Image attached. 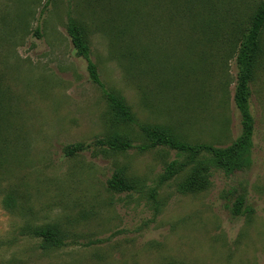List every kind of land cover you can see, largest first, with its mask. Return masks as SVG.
I'll return each instance as SVG.
<instances>
[{
    "label": "rangeland",
    "instance_id": "374dc122",
    "mask_svg": "<svg viewBox=\"0 0 264 264\" xmlns=\"http://www.w3.org/2000/svg\"><path fill=\"white\" fill-rule=\"evenodd\" d=\"M262 1L0 0V264H264V31L250 166L191 162L143 132L235 143L237 55ZM71 19L131 123L76 55ZM116 174L133 189L111 190ZM45 225L60 246L24 232Z\"/></svg>",
    "mask_w": 264,
    "mask_h": 264
},
{
    "label": "trees",
    "instance_id": "16d2710c",
    "mask_svg": "<svg viewBox=\"0 0 264 264\" xmlns=\"http://www.w3.org/2000/svg\"><path fill=\"white\" fill-rule=\"evenodd\" d=\"M68 31L72 39L76 55L87 62V69L92 81L97 84L108 102L113 108L115 116L119 121L131 123L134 121L130 109L126 104L113 93L105 89L100 79L98 68L91 59V50L82 27L73 19L69 21ZM264 31V0L258 6L251 18L250 27L244 33L240 49L237 55L238 76L235 88L234 103L241 115L242 133L231 146L217 148L207 144H188L182 142L172 133L151 127H144L151 146L167 145L177 150L181 155L187 157L191 162L198 158H211L214 165L227 173H233L250 166L252 163V151L254 148L253 137L255 131L254 118L251 110V83L254 81L256 66L260 54V40ZM116 151H126L131 148L130 144L121 142L116 137L101 141ZM82 145H75L68 149L67 155L74 156L83 150ZM177 163H172L173 168ZM108 186L115 192H125L133 189L124 177L116 174L109 181ZM242 201L235 206V214H240ZM31 236L43 238L55 246L62 244L60 228L52 225L41 227H28L24 231Z\"/></svg>",
    "mask_w": 264,
    "mask_h": 264
}]
</instances>
